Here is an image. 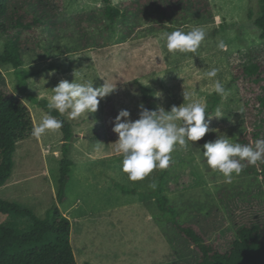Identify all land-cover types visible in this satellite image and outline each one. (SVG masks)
<instances>
[{
    "label": "rangeland",
    "instance_id": "obj_1",
    "mask_svg": "<svg viewBox=\"0 0 264 264\" xmlns=\"http://www.w3.org/2000/svg\"><path fill=\"white\" fill-rule=\"evenodd\" d=\"M110 1L126 14L113 25L103 16V0H51L48 5L8 0L3 16L7 34L17 32L24 68L37 74L27 79L26 91L21 92L11 66L0 62V93L15 94L28 107L33 126L47 114L36 100L48 103L52 88L62 79L79 82L83 76L93 80L94 88L106 82L114 89L100 99L94 113L76 119L63 115L74 134L63 203H57L63 157L60 129L17 144L0 199L39 218L56 202L70 221L77 264H194L195 248L157 207L153 194L162 177L163 195L180 224L225 252L238 225L264 222V176L258 175L264 171V160L225 183L222 174L207 166L203 144L224 135L242 145L264 139V107L256 99L264 85V41L254 25L258 1L118 0L115 6ZM18 16L29 26L14 27ZM193 27L206 32L196 53H169L161 33ZM6 37L0 32V54ZM251 62L262 70L257 83L241 73ZM212 67L219 72L208 78L204 73ZM135 80L149 89L156 109L162 106L168 111L190 102L184 101L183 92L191 94V100L205 102L207 108L215 95L219 102L205 117L210 131L204 137L189 142L187 148L177 145L169 167L133 181L122 171V158L114 150L118 136L112 121L121 109L129 111L128 119L139 118L142 103L133 88ZM215 80L224 84L226 97L213 91ZM218 109L219 118L214 115ZM153 182L155 189L150 187ZM3 224L19 232L29 228L27 218L13 220L0 214Z\"/></svg>",
    "mask_w": 264,
    "mask_h": 264
},
{
    "label": "trees",
    "instance_id": "obj_2",
    "mask_svg": "<svg viewBox=\"0 0 264 264\" xmlns=\"http://www.w3.org/2000/svg\"><path fill=\"white\" fill-rule=\"evenodd\" d=\"M45 5L51 0H37ZM103 16L113 25L118 18L126 14L120 8H114L110 0H103ZM259 11L254 19V25L260 32V38L264 41V0H257ZM8 0H0V32L6 33V39L0 54V62L8 64L13 69L17 79V89L26 91V83L29 77L37 74V71H29L24 68L21 57L18 35L7 34L8 26L4 23L3 16L7 9ZM198 9L194 13H198ZM38 23L39 20H33ZM14 27H28L29 23L22 22V17H17ZM54 69V68H52ZM241 73L257 83L261 81L262 70L259 64L251 62L245 65ZM133 88L139 93L144 108L156 110L155 100L149 89L135 80ZM260 94L256 96L258 104L264 107V85ZM219 102L215 95L212 102L208 103L206 116ZM42 110L63 121L60 128L62 133V153L60 160L59 177L57 181V203L65 200L66 186L69 181V172L72 161L68 158L69 148L72 145L74 134L71 123L65 116L56 110H49L47 102L36 100ZM33 121L28 107L15 95L0 93V186H3L11 176L13 168V155L17 144L32 135ZM93 141L96 138H91ZM258 175L264 176V171ZM163 178H159L157 192L153 194L157 201L158 209L168 217L174 229L190 243L198 253L194 264H264V222L240 224L236 227V235L230 247L225 252L215 250L192 227L181 225L174 213V208L168 205V199L163 195ZM56 202L47 210L44 218L37 217L31 210L0 199V214L9 215L13 220L27 218L29 228L19 232L9 224L0 225V264H77L70 243L71 224L65 217Z\"/></svg>",
    "mask_w": 264,
    "mask_h": 264
},
{
    "label": "clouds",
    "instance_id": "obj_3",
    "mask_svg": "<svg viewBox=\"0 0 264 264\" xmlns=\"http://www.w3.org/2000/svg\"><path fill=\"white\" fill-rule=\"evenodd\" d=\"M118 0H113V5ZM203 28L193 27L189 31L177 28L171 32H163L160 39L164 40L169 53H196L201 42L205 39ZM3 42L0 41V47ZM219 47L223 48V42ZM219 69L212 67L204 73L208 78H215ZM51 74V73H50ZM93 80L79 82L60 80L52 88V94L47 107L58 111L61 115L67 113L68 118L76 119L82 114L95 112L100 99L111 93L114 87L106 84L93 87ZM213 91L221 97H226V89L220 80H215ZM158 93L156 96L159 97ZM183 98L189 100L179 106L173 105L166 111L162 106L156 110L144 108L141 104L139 118L128 119L130 113L126 109L119 110L113 118L112 131L118 136L113 142L115 152L121 156V168L130 180H143L154 169L169 167L176 146L187 148L189 142L200 140L210 131L205 120L207 104L191 100V94L183 92ZM216 117H222L217 110ZM121 118H124L123 120ZM63 126V121L53 117L50 112L44 114L40 122L32 129L34 137H41L48 130H57ZM202 152L207 166L214 172L225 177V183H231L233 174L239 175L248 165H255L264 160V139H258L254 145H242L232 142L228 136H218L214 141H206ZM246 161L247 163H243ZM155 189L156 183L150 184Z\"/></svg>",
    "mask_w": 264,
    "mask_h": 264
},
{
    "label": "water",
    "instance_id": "obj_4",
    "mask_svg": "<svg viewBox=\"0 0 264 264\" xmlns=\"http://www.w3.org/2000/svg\"><path fill=\"white\" fill-rule=\"evenodd\" d=\"M11 95H13V94H11Z\"/></svg>",
    "mask_w": 264,
    "mask_h": 264
}]
</instances>
